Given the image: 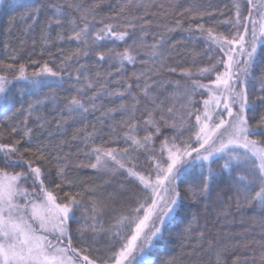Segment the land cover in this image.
Here are the masks:
<instances>
[{
  "label": "snow or ice",
  "instance_id": "obj_1",
  "mask_svg": "<svg viewBox=\"0 0 264 264\" xmlns=\"http://www.w3.org/2000/svg\"><path fill=\"white\" fill-rule=\"evenodd\" d=\"M243 4L247 5L246 11H242L241 0H233L232 15L220 12L219 17L211 8L201 9L198 4L180 12L181 16L187 12L191 19L198 21L205 16L212 18L207 27L200 22L195 25L206 43L210 63L196 73L182 69L181 74L189 79L192 87L181 90L179 82H175L176 88L167 98L170 101L167 105L157 98L154 86L149 82L151 76L148 73L153 71L152 68L139 74L133 72L137 81L144 78V83L137 84V87L140 95L147 98L151 105L145 106L139 121L136 111L140 100L130 91L133 87L131 83L126 82L124 90L115 93L104 92V84L89 97L91 109H95L94 101L102 94L131 96L130 103H120L105 113L109 118H114L112 114L116 112L124 114L121 123L125 129L123 139L126 146L123 149L95 146L94 125L90 132L79 128L72 135V139L77 140L83 134L86 144H92L87 154L95 161L88 165L78 164L77 167L87 166L110 175L123 173L139 188L135 206L127 213L117 215L108 229L101 224L99 217L103 208L95 200L89 211L82 203L80 191H63L62 195L57 191L72 185L66 176L69 166L67 156L63 155L62 149L53 155L49 146L34 142L32 129L28 127L27 118L45 100H34L27 108L21 106L19 111L26 113L22 120L23 129L18 130L15 126L9 129L11 134L20 131V138L12 144L0 143V264H153L152 250L156 242L164 239L166 224L177 216L184 200L199 202L210 198L212 185L221 178V174L213 168L219 161L223 162L221 171L228 174L235 189L237 210L244 205L255 204L264 214V0H243ZM22 6L26 11L19 18L31 19L32 24H28V28L39 21L41 12L45 13L47 18L41 36L45 44L49 42L50 30L56 25L60 29L57 40L78 41L82 46L64 56V63L55 71L46 61L31 73L23 63L0 61V68L6 73L0 75V111L5 115L14 106L9 90L13 80L24 81L25 87L38 91L41 86L50 83L63 84L66 74L77 82L73 85L76 94L66 98L63 112L67 113V117L61 115L56 128L61 130L69 120L86 119L85 114L90 107L81 99V93L85 88H96L101 73L96 72L94 82L87 74L86 64L73 68L68 62L73 58L88 57L90 53L97 57V67L107 58L110 66L115 63L116 72L123 73L125 62L135 64L138 49L143 48L147 49L145 55L152 58L153 64L159 65L156 71L166 68L168 72H177L175 67L166 63L164 53V48L168 46L167 34L176 28L160 22L169 10L152 12L153 0H120L116 14L107 17L109 22L97 20L98 4L86 7L82 0H26ZM0 7L10 9L13 5L8 0H0ZM159 7L163 9L164 5ZM132 9L143 11L134 13L130 11ZM156 15H159L160 21L147 19ZM121 19L125 23H120ZM95 23L103 27L96 29ZM175 23L177 27L182 25L180 20ZM153 24L164 31L157 33L159 39L149 45L145 37ZM65 26L68 30L66 36ZM137 27L139 35L135 32ZM184 30L190 32L193 26ZM128 37H132L131 44L126 42ZM111 39L125 41L123 51L114 48H109L107 52L100 50L103 47L100 42ZM10 60L18 61V56L13 54ZM32 63L40 64L36 60ZM66 64L73 70H66ZM105 75L113 76V73L108 71ZM194 75L206 76L209 83L193 79ZM81 76L86 81L83 86H80ZM160 87L163 88L164 84L161 83ZM197 92H200L202 107L194 106ZM51 99L55 101V97ZM178 101L180 107L176 110ZM258 109L259 118L250 123L249 114L255 116ZM40 119L37 117V120ZM45 123L47 121L38 126L43 129ZM138 125L143 128V136ZM4 127L0 124V128ZM162 127L173 129L174 135L164 137L156 147L155 138L160 135ZM112 131H116L114 126ZM185 136L186 139L183 138ZM22 141L26 146L21 149ZM141 152L148 162L144 171L134 163ZM51 160L57 161L55 178L49 176L44 167ZM17 168L22 170H7ZM197 170L195 180L188 184L182 195V177ZM85 191L95 192L96 189L89 187ZM75 209L86 213L84 224L79 223ZM72 222L78 224L77 228H72ZM89 230L94 234L90 237L93 242L98 239L95 234L110 232L111 238L120 241L119 247L114 248L110 256L101 257L99 249L91 247L85 239ZM204 235L199 230L196 213L192 212L191 219L183 228V239L191 246L190 251L203 246ZM241 243L245 249L254 246L251 254L243 258V264H264V215L261 238L238 242L236 246H241ZM256 249L259 250L258 255ZM207 250L213 252L217 264H221L222 251L215 249L211 241H208ZM94 251L97 255H92ZM240 259L237 257L235 264H240ZM166 264H175V258H169Z\"/></svg>",
  "mask_w": 264,
  "mask_h": 264
},
{
  "label": "trees",
  "instance_id": "obj_2",
  "mask_svg": "<svg viewBox=\"0 0 264 264\" xmlns=\"http://www.w3.org/2000/svg\"><path fill=\"white\" fill-rule=\"evenodd\" d=\"M13 5L10 9L0 7V61L4 63H23L29 73L37 71L43 62H47L53 70H58L59 66L64 63L63 57L75 52L78 46H82L78 41H63L57 40V33L60 29L53 25L50 30L49 42L45 44L42 39V30L45 28L46 15L41 12L40 19L37 23L28 28V24H32L31 19L21 20L19 17L24 14L26 9L22 6L26 0H8ZM242 2V11H246L247 5ZM84 6L89 7L98 4L96 8L97 20L104 19L106 22L108 16H114L118 11L120 0H82ZM154 13H160L168 9V14L164 20L160 21L159 15L148 16L147 19L167 23L169 26L176 28L175 31L167 34V47L164 48L166 63L177 69V72L171 73L165 69L159 68V65H154L152 58L145 55L147 49H138L137 62L135 64H128L125 62L123 73L116 72V65L112 63L110 66L109 60L99 62L100 67H97V57L91 54L88 57L73 58L68 62L73 68L79 67V64H86L87 74L96 82V72L99 71L101 76L99 82L96 83V88H85L81 93V99L90 107V111L85 114L86 119L69 120L61 130H57L56 123L63 115L67 117V113L63 112V105L66 103V98L70 95L76 94V85L74 79H69L65 74L63 84L50 83L41 86L38 91H31L29 87H25V82L21 80H13L9 86L10 93L14 106L7 111L6 115L0 111V124H4V128H0V143L12 144L16 139H19L21 132L17 131L11 134L9 129L13 126L17 129H23L22 120L26 113L19 111L21 106L27 108L28 104L34 100L44 99L45 103L37 105V109L33 110V115L28 117V127L32 129L33 141L47 145L55 155L59 149L63 150V155L67 156L68 168L66 169V176L68 180L72 181V185L65 186L60 190L61 195L63 191H80L83 195L82 203L85 208L90 211L91 203L95 200L102 208L103 213L99 217L101 224L105 229L115 222V217L120 213H127L135 206V198L139 192V188L131 180L126 179L123 173L110 175L105 172H98L91 167L83 166L77 167L78 164L88 165L94 163V158L87 153H90L92 144H86L83 134L77 140L72 139L73 133L76 129L85 128L86 131H92L95 126L96 135L93 143L95 146H102L105 148L112 147L116 149H123L126 145L123 139L125 131L121 121L124 114L116 112L114 118H109L105 115L110 108H116L120 103H130L131 96L125 94L123 97L117 95H100L94 101L95 109H91L89 97L96 91L101 89V85L106 84L104 92L115 93L116 91H123L126 87V82L132 84L130 90L134 95H137L140 104L136 111V119L139 121L144 114L145 106L151 107L147 98L140 95V89L137 84H143L144 78L137 81L133 77V72L139 74L141 71L147 72L149 68L153 71L148 73L151 76L150 83L154 86V91L157 98L164 100L165 105L170 103L167 99L175 90V82H179L181 90L183 88H191L192 85L188 78L181 74L184 68L190 69L196 73L199 68L207 66L210 61L206 54V43L204 38L200 36L199 31L196 30L197 22L205 23L209 26L212 18L205 16L202 21L191 19L187 12L181 16L185 8L193 4H198L201 9L211 8L219 17L220 12L226 15H232L233 0H153ZM163 4L164 8L159 5ZM134 13H140L143 10L132 9ZM123 15V14H122ZM182 21L181 27L176 26V21ZM10 21L12 22L10 26ZM120 23H125L121 19ZM137 24L139 21L136 22ZM190 25L193 26L192 31H185ZM103 25L95 23V28L99 29ZM222 30V27H221ZM163 28H158L153 24L149 29V34L145 37L147 44L151 45L159 39L157 33L163 32ZM137 35L140 34V29H135ZM68 34L67 26L64 29V35ZM132 37L126 38V42L131 44ZM103 45L100 50L107 52L109 48H114L117 51H123L125 41L115 39L102 41ZM62 50V51H61ZM43 53V54H42ZM17 55L18 61H11V55ZM33 60L39 61L40 64L32 63ZM77 60L79 63H77ZM147 61V63H144ZM66 70L72 71L65 65ZM85 71V70H82ZM111 71L113 76H106L105 73ZM4 69L0 68V75H5ZM11 79V75L9 74ZM193 79L201 80L204 83H209L208 78L201 76H193ZM55 80V78H50ZM118 81V82H117ZM171 81L172 83H169ZM86 83L83 76H81L80 86ZM164 87L161 88L160 84ZM55 97V101L51 99ZM204 98H207L206 96ZM197 103L195 107H202L200 103L201 95L197 92L195 95ZM250 99H252L250 95ZM180 101L176 104V110H179ZM60 109V111H57ZM15 113V115H14ZM165 115H168L167 113ZM40 117V120H37ZM250 123L254 119L259 118V109L255 116L249 114ZM45 123V127L41 129L38 125ZM113 126L116 131L113 132ZM140 135H144L142 126L138 125ZM174 135V130L171 128L162 127L161 133L155 138V146L158 147L160 141L164 137H171ZM186 139L187 137H183ZM26 146L22 141L19 146L21 149ZM131 151V149H130ZM26 156L28 154H25ZM64 161H61L63 163ZM139 170L144 171L148 167V162L145 160V154L141 152L138 158L134 159ZM222 161L213 165V168L221 174V178L212 185L211 196L208 200H201L193 202L190 199H185L183 207L176 217L166 224L164 231V239L156 242V247L152 250L151 259L153 264H166L169 258H175V264H217L216 256L213 252L208 251V241H211L214 248L222 251L221 264H235L236 258L240 257V264H243V258L247 257L253 251L254 246L245 249L242 246H236L238 242L250 241L252 239L259 240L261 238V220L262 212L255 204L249 206L244 205L237 210L236 207V193L232 187V181L228 174L221 171ZM57 161L51 160L50 163L44 165L47 169V174L53 178L56 177ZM11 171H21L22 169H7ZM190 172L181 179L180 189L182 195L190 182H193L198 174ZM241 171H244L241 169ZM47 183V181H46ZM93 187L95 192H87L85 189ZM31 191V188H29ZM219 194V198L218 195ZM76 216L80 224L86 222V213L81 209H75ZM195 212L199 221V230L204 232V242L202 247H196L195 250L190 251L191 247L187 241L183 239V228L191 219V213ZM72 228H77L78 224L72 222ZM94 234L89 230L85 233V239L94 249H99L101 257H108L112 254L114 248H118L120 241L111 238L110 232H99L96 241H92L90 237ZM195 239V232H193V240ZM182 241L185 246L182 247ZM257 255L259 250L256 249ZM92 255H97L94 251ZM250 264V262H249Z\"/></svg>",
  "mask_w": 264,
  "mask_h": 264
}]
</instances>
